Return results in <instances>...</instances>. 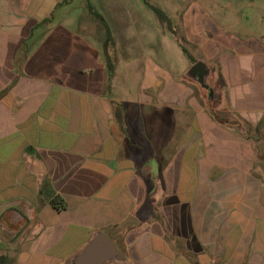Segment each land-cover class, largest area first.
<instances>
[{"label":"crops","instance_id":"0c3cea01","mask_svg":"<svg viewBox=\"0 0 264 264\" xmlns=\"http://www.w3.org/2000/svg\"><path fill=\"white\" fill-rule=\"evenodd\" d=\"M64 1L0 0L3 264H71L97 232L123 255L106 264H264L247 140L264 127V21L192 44L214 66L216 121L195 86L114 36L109 75L96 26Z\"/></svg>","mask_w":264,"mask_h":264},{"label":"rangeland","instance_id":"374dc122","mask_svg":"<svg viewBox=\"0 0 264 264\" xmlns=\"http://www.w3.org/2000/svg\"><path fill=\"white\" fill-rule=\"evenodd\" d=\"M51 1L55 3L62 0ZM89 1L110 23L118 47H131L134 55H149L157 66L181 80H186L185 73L194 63L182 52L177 40L194 58L198 56L192 44L202 41L204 31L211 32L212 28L220 24L224 25L228 21L234 23H246L258 19L264 21V0H148L150 4L160 8L169 16L175 27V35L159 23L153 12L143 4V0ZM68 3L81 10L75 15L80 27L83 20L88 17L89 22L96 26L97 39H103L99 21L89 14L85 0H68ZM51 7L53 6H49L48 12ZM109 52L114 51L109 49ZM204 62L213 71L212 63L209 60ZM186 81L203 94L202 107H206L211 116L217 115L222 105L221 96L216 100H210L206 91L197 84ZM207 83L211 85V77L207 79ZM213 118L216 121L221 120V118L216 119L215 116ZM249 137L248 142L257 149L255 167H261L264 171L263 124L250 132Z\"/></svg>","mask_w":264,"mask_h":264},{"label":"water","instance_id":"95a60500","mask_svg":"<svg viewBox=\"0 0 264 264\" xmlns=\"http://www.w3.org/2000/svg\"><path fill=\"white\" fill-rule=\"evenodd\" d=\"M211 73V68L204 61L199 60L187 70L185 79L206 91L210 100H216L219 97V92L214 85L207 83ZM122 260L123 255L113 241L105 233L97 232L84 248L73 257L71 264H106L111 261ZM0 264H3L2 257Z\"/></svg>","mask_w":264,"mask_h":264},{"label":"trees","instance_id":"16d2710c","mask_svg":"<svg viewBox=\"0 0 264 264\" xmlns=\"http://www.w3.org/2000/svg\"><path fill=\"white\" fill-rule=\"evenodd\" d=\"M86 2V7L87 10L89 12V14L94 17L95 19H97L99 21V29L102 31L103 33V40H102V53H103V57L104 60L107 64V68L109 71V75H112L113 73V67H112V58L110 56V52L109 49H113L114 48V38L112 35V31L110 29V27L108 26L104 16L95 8V6L89 1V0H85ZM63 3H68V0H65ZM143 4L148 7L153 14L156 16V18L158 19L159 23L169 32H171L172 34L176 35V31H175V27L172 24V21L170 20L169 16L160 8L150 4V2L148 0H143ZM182 52L188 57V59H190L193 63L197 62V60H195L193 58V56L188 52V50L177 40ZM216 117V119H220L219 114L217 115H213ZM219 121H222L219 120ZM54 205H56V199H53L52 202ZM59 205V204H57Z\"/></svg>","mask_w":264,"mask_h":264}]
</instances>
